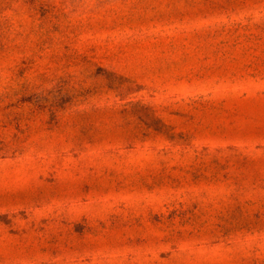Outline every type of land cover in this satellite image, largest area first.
Segmentation results:
<instances>
[{"label":"rangeland","instance_id":"rangeland-1","mask_svg":"<svg viewBox=\"0 0 264 264\" xmlns=\"http://www.w3.org/2000/svg\"><path fill=\"white\" fill-rule=\"evenodd\" d=\"M0 264H264V0H0Z\"/></svg>","mask_w":264,"mask_h":264}]
</instances>
